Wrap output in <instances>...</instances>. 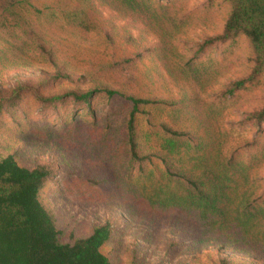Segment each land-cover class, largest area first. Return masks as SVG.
Here are the masks:
<instances>
[{"label":"rangeland","instance_id":"rangeland-1","mask_svg":"<svg viewBox=\"0 0 264 264\" xmlns=\"http://www.w3.org/2000/svg\"><path fill=\"white\" fill-rule=\"evenodd\" d=\"M57 1L54 10L59 20L44 23L41 34L55 46V60L67 66L70 78L83 81L81 89L99 86L175 100L181 109L161 118L174 127L196 132L211 142L213 151L220 149L224 155L236 152L252 169L246 186L254 181L252 187L264 198V162L260 156L264 154V120L258 121L253 115L262 106L264 80L251 90L225 95L229 83L249 70L248 44L238 37L202 48L204 41L221 32L227 10L221 0H153L166 7L169 16L187 20L178 31L171 29L167 20L150 24L148 15L131 14L115 0L96 3L95 12L90 13L94 27L85 30L61 17V12L76 7L77 1ZM4 55L0 59V90L24 86L29 92L22 95L17 107L0 116V153H14L19 163L28 167H51L52 178L43 188V198L65 240L87 235L94 225L107 222L112 237L102 251L112 264H219L222 260L229 264H264L263 242L251 238L232 241L230 231L200 228L190 214L158 212L127 197L103 201L98 185L82 181L95 175L94 167L99 171L107 168L105 176L111 182L125 175L128 155L124 126L119 124L123 117L114 116L111 129H105V114L123 101H108L104 93L97 92V120L84 117L81 110L72 118V111L78 113L77 101L65 99L58 110L44 107L26 87L50 78L40 95L51 97L73 86L53 80L57 68L49 64L40 49L31 47L23 54L7 51ZM123 57L135 60L132 78L110 71L106 76L100 74L102 64ZM190 57L206 72L199 84L180 72L182 61ZM47 122H65L62 132L67 135L76 127L77 137H45L43 126ZM94 146L97 151H93ZM65 150L79 161L71 177L60 165ZM77 174L86 175V179L80 180Z\"/></svg>","mask_w":264,"mask_h":264},{"label":"trees","instance_id":"trees-1","mask_svg":"<svg viewBox=\"0 0 264 264\" xmlns=\"http://www.w3.org/2000/svg\"><path fill=\"white\" fill-rule=\"evenodd\" d=\"M76 1L77 6L62 11L61 17L86 30L94 27L90 13L95 12L96 3L106 4L108 0ZM221 1L227 8L221 32L204 41L202 48L238 37L246 40L250 67L244 76L229 83L224 94L232 96L237 91L251 90L264 80V0ZM57 2L0 0V59L6 57L7 51L23 54L31 47L40 49L48 57L49 64L57 68L53 80L73 86L70 91L51 97L40 95V89L50 83V78L37 86H26L34 91V99L44 107L58 110V104L65 99L77 101V112L81 110L84 117L95 122L97 92L104 93L108 101H123L105 114V129H111L114 116L123 117L119 124L124 126L123 140L128 155L125 175L111 182V178L105 176V173L108 176L107 168L99 171L94 167L95 175L82 182L98 185L103 201L127 197L158 212L190 214L200 228L219 233L230 231L232 241L243 242L251 238L264 243V198L252 187L254 181L246 186L250 182L251 167L243 163L236 152L224 155L220 149L213 151L211 142L196 132L174 127L162 119L171 110L181 109L173 99L99 86L81 89L83 81L70 78L67 66L55 60L53 43L41 34L44 23L59 20L54 10ZM115 2L136 16L148 15L150 24L167 20V25L174 31L187 24L185 19L169 16L167 8L153 0ZM134 61L133 57L110 61L102 64L99 72L102 76L110 71L132 78ZM201 67L200 62L190 57L182 61L179 69L184 78L199 84L206 74ZM26 92L29 90L24 86L7 92L0 90V116L17 107ZM261 104L253 113L258 121L264 120V94ZM75 112L72 111L70 117L76 118L80 114ZM63 123H45V137L59 140L65 139L64 135L77 137L76 127L68 135L64 134ZM97 150L94 146L93 151ZM65 151L60 165L71 177L75 175L79 161ZM260 156L263 163L264 154ZM79 171L83 173L81 168ZM77 176L80 180L86 179V175ZM51 178L52 169L47 164L28 167L20 164L14 153H0V264H112L102 251L112 237L109 223L94 225L89 234L65 240V234L43 198V188ZM219 264L229 263L222 260Z\"/></svg>","mask_w":264,"mask_h":264}]
</instances>
